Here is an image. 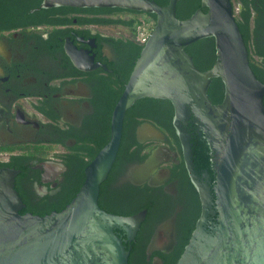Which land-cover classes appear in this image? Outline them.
<instances>
[{
	"label": "flooded vegetation",
	"instance_id": "flooded-vegetation-1",
	"mask_svg": "<svg viewBox=\"0 0 264 264\" xmlns=\"http://www.w3.org/2000/svg\"><path fill=\"white\" fill-rule=\"evenodd\" d=\"M43 1L0 0V173L17 170L20 214L60 211L74 197L85 166L108 140L112 108L143 45L132 25L119 21L133 13ZM231 3L249 65L264 83V0ZM145 98L125 112L98 203L119 215L146 210L133 239L124 242L128 264H173L200 201L178 137L170 134L172 120L170 126L160 102ZM185 127L190 138L202 133L192 117ZM192 162L199 176L207 171L194 163L193 152ZM209 180L212 187L214 174ZM114 231L126 239L123 230Z\"/></svg>",
	"mask_w": 264,
	"mask_h": 264
},
{
	"label": "water",
	"instance_id": "water-1",
	"mask_svg": "<svg viewBox=\"0 0 264 264\" xmlns=\"http://www.w3.org/2000/svg\"><path fill=\"white\" fill-rule=\"evenodd\" d=\"M178 1H43L46 7L153 13L155 22L112 108L108 140L85 166L81 186L63 209L20 214L13 187L17 170H1L0 264H128L124 242L133 239L146 210L114 214L100 207L98 194L119 148L125 112L145 97L171 103L172 124L200 201L199 217L175 264H264V83L249 65L231 0H200L185 18L176 15ZM205 37L213 38L216 58L200 70L185 47ZM68 54L76 63L74 53ZM215 77L223 83L218 103L207 94ZM191 117L212 152V187L207 171L199 176L193 170L185 127Z\"/></svg>",
	"mask_w": 264,
	"mask_h": 264
},
{
	"label": "trees",
	"instance_id": "trees-1",
	"mask_svg": "<svg viewBox=\"0 0 264 264\" xmlns=\"http://www.w3.org/2000/svg\"><path fill=\"white\" fill-rule=\"evenodd\" d=\"M157 3L164 5L167 3L168 0H155ZM200 7V0H179L176 7V15L179 18H185L189 16L196 8ZM110 9H117L121 11H127L130 13L135 14L133 19L130 21H127L125 19H120V23L128 24L130 23L133 27V30L135 31L137 22L140 20L139 18H146L151 23V28L154 25L155 22V15L153 13H146L142 11H134L129 10L125 8L120 7H111ZM203 11H206L205 7H201ZM237 23L240 27V20L239 18H236ZM186 51L192 56L193 62L196 65L197 68L200 70H205L209 68L215 58V48H214V40L212 37H205L202 39H199L185 47ZM131 68V66H130ZM123 86L120 87V91L122 90ZM207 94L211 101L213 103H218L221 101L223 96V83L220 80L219 77H215L211 79V83L208 87ZM151 101L160 102V104L165 108L164 110V116L166 121L171 126V120L173 115V110L170 102L166 99H156V98H148ZM171 135H173L177 139V134L175 131H173V128L170 132ZM192 152H193V161L197 165L198 168H204L206 169L210 175H213L214 172L211 169V154H210V148L206 141V139L203 136V133L201 134H192L190 138ZM194 191V197L197 199V192L193 188ZM182 250V249H181ZM181 252V251H180ZM180 253L177 254L176 259L178 258ZM176 259L173 261V264L176 262Z\"/></svg>",
	"mask_w": 264,
	"mask_h": 264
},
{
	"label": "built area",
	"instance_id": "built-area-1",
	"mask_svg": "<svg viewBox=\"0 0 264 264\" xmlns=\"http://www.w3.org/2000/svg\"><path fill=\"white\" fill-rule=\"evenodd\" d=\"M140 20L137 22L136 29H135V34L136 38L144 43L151 31V23L149 20L146 18H139Z\"/></svg>",
	"mask_w": 264,
	"mask_h": 264
}]
</instances>
